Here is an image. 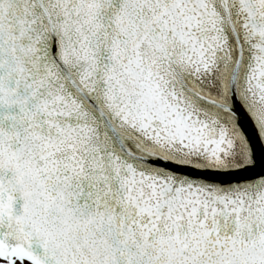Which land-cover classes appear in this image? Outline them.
I'll list each match as a JSON object with an SVG mask.
<instances>
[{"label":"water","instance_id":"95a60500","mask_svg":"<svg viewBox=\"0 0 264 264\" xmlns=\"http://www.w3.org/2000/svg\"><path fill=\"white\" fill-rule=\"evenodd\" d=\"M2 242L264 264V0H0Z\"/></svg>","mask_w":264,"mask_h":264},{"label":"bare ground","instance_id":"6f19581e","mask_svg":"<svg viewBox=\"0 0 264 264\" xmlns=\"http://www.w3.org/2000/svg\"><path fill=\"white\" fill-rule=\"evenodd\" d=\"M140 248V247H139ZM140 252H151V248L150 247H145V248H140ZM89 261L85 262L86 264H89L88 263ZM71 264H77V262L75 263H71Z\"/></svg>","mask_w":264,"mask_h":264}]
</instances>
